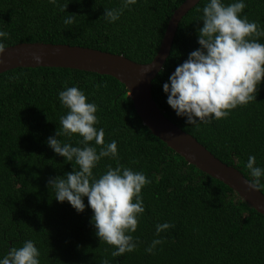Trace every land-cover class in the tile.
Listing matches in <instances>:
<instances>
[{"label":"trees","instance_id":"16d2710c","mask_svg":"<svg viewBox=\"0 0 264 264\" xmlns=\"http://www.w3.org/2000/svg\"><path fill=\"white\" fill-rule=\"evenodd\" d=\"M182 1L137 0L108 23L104 8H120L121 0H58L55 6L47 0H0V30L8 33L4 46L64 43L145 63ZM205 2L199 0L178 22L163 69L151 81L152 97L167 119L250 180L244 166L249 155L264 168V77L255 100L226 118L198 125L177 117L162 91L175 67L199 47L196 30L202 26L199 9ZM244 2L240 15L264 30V0ZM69 15L73 23L63 24ZM256 39L264 44V37ZM65 85L82 90L98 106L96 127L104 129L105 144L116 141L119 163L142 171L150 181L141 190L144 213L131 233L138 241L132 252L113 257V247L95 236L87 198L85 209L77 213L67 201L57 202L47 184L72 171L71 162L46 143L60 131L59 117L67 111L57 99ZM57 139L81 146L75 134ZM90 144L99 151L101 146ZM116 163L104 157L93 173L98 176ZM258 189L264 194V177ZM164 222L173 226L157 237L155 225ZM27 239L38 248L40 264H264V215L154 136L117 79L66 67H15L0 73V257ZM153 239L163 243L153 254L146 253Z\"/></svg>","mask_w":264,"mask_h":264},{"label":"clouds","instance_id":"9594fccd","mask_svg":"<svg viewBox=\"0 0 264 264\" xmlns=\"http://www.w3.org/2000/svg\"><path fill=\"white\" fill-rule=\"evenodd\" d=\"M57 5L58 0H47ZM137 3V0H121L120 8H104L106 22L113 23L122 11ZM246 7L244 0H206L197 28V47L178 64L162 84L166 103L177 117L185 118L186 124L210 123L228 117L230 111L255 100L256 92L264 77V37L255 21L240 14ZM66 5L60 8L65 11ZM74 18L62 19L70 25ZM8 33L0 30V53L5 49L3 41ZM39 60V57H35ZM162 67L158 69L161 71ZM57 99L67 111L59 117L60 131L47 138L53 152L71 162L72 171L63 176L50 178L47 184L54 191L57 202L67 201L80 213L87 206L92 210L90 223L95 236L113 247L111 255L121 256L136 249L138 241L131 233L136 231L138 219L144 213L142 188L150 181L142 171L122 166L118 161L116 141L105 144L104 129L97 128L98 106L88 101L84 92L75 86H64ZM80 137L81 146L62 143L59 136ZM90 142L101 146L99 151ZM108 157L116 159V166H107L106 171L94 175L98 162ZM75 165V167H74ZM245 168L250 180L248 186L255 189L264 177V168L257 166L255 157L248 156ZM168 222L155 225V235L172 227ZM162 239H153L145 252L153 254ZM40 252L31 239L24 240L20 247H12L0 257V264H40Z\"/></svg>","mask_w":264,"mask_h":264},{"label":"water","instance_id":"95a60500","mask_svg":"<svg viewBox=\"0 0 264 264\" xmlns=\"http://www.w3.org/2000/svg\"><path fill=\"white\" fill-rule=\"evenodd\" d=\"M199 0H183L168 19L157 51L150 61L140 63L121 54L90 47L48 42H18L0 53V73L15 67H66L110 75L121 82L133 107L149 131L179 154L188 164L231 188L243 201L264 215V194L252 189L248 179L232 165L215 157L191 134L167 119L155 104L151 81L171 48L181 17ZM35 57H39L37 60Z\"/></svg>","mask_w":264,"mask_h":264}]
</instances>
